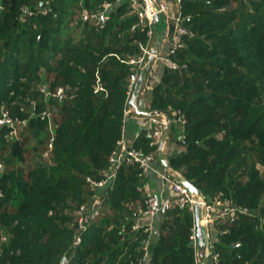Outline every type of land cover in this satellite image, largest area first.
Masks as SVG:
<instances>
[{
	"label": "trees",
	"instance_id": "1",
	"mask_svg": "<svg viewBox=\"0 0 264 264\" xmlns=\"http://www.w3.org/2000/svg\"><path fill=\"white\" fill-rule=\"evenodd\" d=\"M108 1L0 0V108L16 119L0 125V264H136L143 253L148 233L133 231L137 212L104 207L86 231L74 214L73 203L94 193L86 177H102L122 137L129 60L148 41L146 28L133 29L139 18L129 1L113 2L99 26L76 16L82 5L99 12ZM46 5L57 16L38 12ZM182 14L192 34L175 55L180 67L165 69L151 90L150 109L186 116V144L179 124L170 128L179 146L171 167L208 200L219 194L254 212L214 235L218 264H264V0H183ZM163 25L154 24L158 32ZM66 86L73 93L53 95ZM150 141L143 130L135 147L154 152ZM140 173L122 166L102 195L111 209L144 201ZM166 214L172 223L150 244L147 264H195L194 214Z\"/></svg>",
	"mask_w": 264,
	"mask_h": 264
},
{
	"label": "built area",
	"instance_id": "2",
	"mask_svg": "<svg viewBox=\"0 0 264 264\" xmlns=\"http://www.w3.org/2000/svg\"><path fill=\"white\" fill-rule=\"evenodd\" d=\"M123 0H114L112 2L105 3V8L99 12H91L84 5L78 10L76 16L82 21L92 22L95 25H101V22L105 20L106 10L113 5V2H120ZM130 2V7L132 12L138 16L139 22L133 26V29L139 25L146 28V34L148 35V41L144 45H140L142 53L136 57L129 60L130 64L135 66V70L130 74L129 77V95L127 98V103L130 102L133 94L135 93L136 85L139 79V75L144 72V81L140 87L139 94H142L145 98V95L151 90L150 83L147 82V67L149 64V57L154 56V64L156 62L161 63L165 69L175 70L180 67V63L176 60L175 55L178 50L183 46L185 38L191 36V31L188 26L185 25V22L189 16L182 14V2L183 0H125ZM0 7L3 9V5L0 2ZM27 13L32 14V11H27ZM42 15H47L52 13L54 16H57V13L53 10L51 5H46V7L40 8L38 10ZM161 15L163 17L164 25L162 30L158 32L155 29V16ZM161 34V44L158 47L156 53L154 54L152 50L155 48V45L158 41L157 34ZM157 33V34H156ZM169 41V46L166 50L163 49L164 41ZM151 71V69H150ZM149 71V73H150ZM45 92L44 87L41 88ZM63 91L61 88L56 89V92L53 93L54 96L62 95ZM144 107H145V99ZM32 105H36L34 100H30ZM146 108V107H145ZM23 109V108H22ZM152 111L151 109H147ZM135 111L130 105L127 106L125 110V116ZM136 112V111H135ZM153 112V111H152ZM42 118H51L52 111H44ZM151 124H153L152 130L149 132L151 137V145L156 146L158 151L162 150L163 146L170 139L171 126L179 124L180 128V142L186 144L185 142V128L187 125V119L185 114L181 110H175L173 112V117L168 116L165 112H159L150 117H147ZM16 119L11 116L9 110L4 106L0 108V125H9L13 127ZM20 124H25V120L17 121ZM16 132L15 130L12 132ZM53 137L49 140L48 150L45 152L44 156L49 157L50 151L53 148L52 145ZM117 147L111 152L108 157V166L102 170L100 179H95L91 176H87L85 181L91 186L94 193L87 199V201L81 203L75 210V215L78 222V230L86 231L89 225L96 220L98 217H101L103 208L105 207V198L103 194L113 189L115 185V179L118 175L119 170L123 165H137L140 168V176L146 175L152 169V163L154 162L155 152L146 153L142 149H138L133 145L126 143L123 135L120 140H118ZM0 169L2 165L0 164ZM162 178L169 183L173 196L175 198H159L152 194L145 193L144 204L142 207V213L146 217L147 221H150L155 214L159 213L162 210H168L173 207H179L181 209H188L192 214H194L195 206L197 202H200L202 205V216L201 224L205 228L207 233V253L213 255L214 259L217 261L219 253L214 249V239L212 227L214 226L217 219H223L229 224H233L238 221L241 217H251L254 215V212L251 208L235 203L233 200L223 199L218 197L212 201L208 200L205 195L201 193L199 195H194L191 191L185 186L183 176L177 170L173 168L167 169L166 172L162 173ZM102 192V193H101ZM104 192V193H103ZM195 219V214H194ZM261 219V223H263ZM143 226V225H142ZM142 226L134 225L133 229L138 230ZM149 224H146V229ZM223 232V231H222ZM224 232H228L224 230ZM191 244L196 250V264H201L200 259L198 258V236L196 232V223L192 229L190 235ZM82 242V236L78 235L74 242L75 245H78ZM148 245V241H146ZM146 245V244H145ZM146 249H149L148 246H145ZM150 257V251L144 252L143 256L139 258L136 264H147Z\"/></svg>",
	"mask_w": 264,
	"mask_h": 264
},
{
	"label": "crops",
	"instance_id": "3",
	"mask_svg": "<svg viewBox=\"0 0 264 264\" xmlns=\"http://www.w3.org/2000/svg\"><path fill=\"white\" fill-rule=\"evenodd\" d=\"M168 46H169V41L168 40L164 41L163 49L166 50ZM164 72H165V67L158 62H156L154 66L151 68V71L146 78V80L148 79L147 82L150 83L149 88H151V90L153 89V87L156 86V84H158L161 81ZM151 90L145 95V98L142 94H140L136 102L137 104H139V101L143 100L144 98L145 107H146L145 109L151 108L150 106V99L152 97ZM123 125H124V129L122 135L126 143L133 146H135V142L138 140L143 130H147L148 132H150L153 128V124H151V122L146 116L138 115L135 111L125 116ZM176 150H179V146L177 142L172 141L170 138L167 141V143L163 146L162 150L159 149L158 151H154L155 158H154V162L152 163V169L150 170V172H148L146 175L142 177L143 185L141 191L144 196L145 193H147V194L155 195L159 198H169V199L175 198V196H173L169 183L166 182L164 178H162V173L166 172L167 169L173 168L170 166L168 158ZM218 197L221 196L219 194H215L212 200ZM124 204H126L125 208L128 207L129 209L137 212L135 213L136 217L134 218V225L142 226L149 224L148 228L146 229V231H148L149 233L147 239L149 246L154 241H156V239H158L160 235V230H162L163 232L165 229L170 228V223H172V217L166 214V210L160 211L159 213L155 214V216L150 221H147L146 217L142 213V206L144 204L143 200L139 202L125 201ZM105 211L111 214H118L120 216L125 215V212L123 211H120L123 212L122 215L118 210L111 209L110 206L107 204V200L105 203ZM227 224L228 222H225L223 219L216 220L214 226L212 227V231H214L212 232L213 239H216L214 237L216 233L218 234L221 231L224 232V230H227L229 232L226 226ZM162 227L164 228L162 229ZM150 255H152L151 251H150ZM205 262H206L205 264H208L207 260ZM200 263L203 264L202 262ZM195 264H196V259H195ZM215 264H218V259L217 261L215 260Z\"/></svg>",
	"mask_w": 264,
	"mask_h": 264
},
{
	"label": "water",
	"instance_id": "4",
	"mask_svg": "<svg viewBox=\"0 0 264 264\" xmlns=\"http://www.w3.org/2000/svg\"><path fill=\"white\" fill-rule=\"evenodd\" d=\"M159 20H163V17L161 15H156L155 16V24H156V21H159ZM161 40L162 39L159 38V40L157 41V43L155 45V48L152 50V52L154 54L156 53L158 47L160 46ZM153 63H154V56L151 55L149 57L148 67L146 69L147 73L152 68ZM144 77H145L144 72H142L139 75V79H138L137 85L135 87L136 91L133 94L132 98L130 99L129 105L135 109V111L138 115L150 117L154 114L159 113V111L152 112V111L145 109L144 100H140L139 104L136 103L137 99H138L140 87L144 81ZM183 182H184L185 186L191 191V193H193L194 195L200 194V191L196 185H193L190 181L186 180L185 178H184ZM201 210H202V205L200 202H197V204L195 206L194 214H195L196 232H197V236H198V244H197L198 256H199L200 261L203 264L206 263L205 262L206 260L208 261V264H215V259H214L213 255L207 253V233L205 231V228L201 224V216H202ZM66 260L67 259L65 258L64 264L66 263Z\"/></svg>",
	"mask_w": 264,
	"mask_h": 264
},
{
	"label": "rangeland",
	"instance_id": "5",
	"mask_svg": "<svg viewBox=\"0 0 264 264\" xmlns=\"http://www.w3.org/2000/svg\"><path fill=\"white\" fill-rule=\"evenodd\" d=\"M171 2L173 1V0H170ZM2 8L0 7V10H1ZM25 82V81H24ZM58 88H61L62 89V91H63V94L64 93H66V92H72L73 93V90H72V88L71 87H68V86H66V88H62V87H58ZM57 88V89H58ZM26 101L27 102H29L30 100L29 99H26ZM44 112V111H43ZM43 112H41V113H43ZM174 169V168H173ZM174 170H176V169H174ZM179 172H180V170L179 169H177ZM176 170V171H177ZM102 193V192H101ZM104 193V192H103ZM80 204H81V202H80ZM77 201H76V203L74 204L73 203V205H74V207H75V205H76V208H75V210L77 209V206L78 205H80ZM125 205L126 204H124V205H122L121 206V209H120V211H123L124 212V209H125ZM143 207V206H142ZM75 210H74V214H75ZM74 219H75V217H74ZM194 224H195V221H194V223H193V225H192V227H191V229H190V232L192 233V229H193V227H194ZM146 225H143L141 228L146 232V233H148V231H146V227H145ZM112 228V226L110 227V229ZM140 229V228H139ZM133 231H136L135 229H133ZM148 235H149V233H148ZM191 240V239H190ZM146 244V245H145ZM145 246H149V245H147V243L145 242L144 244H143V246H142V248H140L142 251H143V253L141 254V256L140 257H142L143 256V254H144V252H146L147 250L149 251V249H146L145 248ZM149 248V247H148ZM19 253V250H16L15 252H14V254L16 255V254H18ZM139 257V258H140ZM139 258H138V260H139ZM150 258H151V255H150V257H149V260H150ZM137 260V261H138Z\"/></svg>",
	"mask_w": 264,
	"mask_h": 264
}]
</instances>
